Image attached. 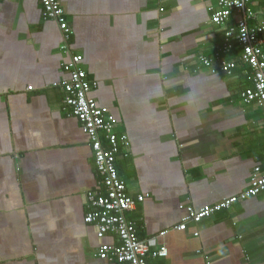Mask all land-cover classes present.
Instances as JSON below:
<instances>
[{"label": "crops", "instance_id": "1", "mask_svg": "<svg viewBox=\"0 0 264 264\" xmlns=\"http://www.w3.org/2000/svg\"><path fill=\"white\" fill-rule=\"evenodd\" d=\"M58 1L68 52L38 0H0V264L98 262L96 228L84 222L97 182L90 141L53 87L68 78L71 55L83 57L98 82L91 95L128 136L117 169L128 194L145 200L127 218L152 250L168 249L148 264H264V192L175 229L181 205L216 204L245 191L256 167L264 172V107L242 101L253 70L241 49L221 53L218 1L166 0L163 12L158 0ZM251 7L248 25L264 24V0ZM202 56L236 68L213 75Z\"/></svg>", "mask_w": 264, "mask_h": 264}, {"label": "built area", "instance_id": "2", "mask_svg": "<svg viewBox=\"0 0 264 264\" xmlns=\"http://www.w3.org/2000/svg\"><path fill=\"white\" fill-rule=\"evenodd\" d=\"M42 6V16L45 20L55 21L62 33L61 49L68 52L72 30L69 26L65 9L58 0H38ZM158 0L159 11L163 12V3ZM218 9L212 10L211 22L224 28L223 54L231 52L236 47L242 51L241 59L253 70L252 87L246 88L242 94L245 104L255 103L264 107V24L249 26L247 17L253 16L251 0H217ZM233 12L242 14L241 18L229 25ZM243 17V18H242ZM218 53L216 56L220 57ZM83 57L71 55L69 62L63 64V70L68 78L54 83L64 94V110L70 117H75L88 136L92 149L94 166L97 174L96 188L87 191V214L84 222L96 228L98 247V262L95 264H148V257L165 258L168 249L161 247L152 250L150 240L139 237L136 223L127 218V213L133 211L145 196L131 197L127 192L125 181L120 177L117 160L122 155V148H128L130 142L127 135L115 132L117 120L114 115L102 108L91 95L98 88V82L88 78L86 71L80 66ZM201 64L213 75L223 73L233 74L236 64L223 61L215 66L212 59L202 56ZM32 91L33 87H28ZM264 192V172L256 167L252 174L249 187L242 193L226 198L216 204L201 208L180 206L186 212L182 224L175 229L184 231L189 223H201L212 215L231 209L235 204L258 197ZM167 231L159 234L164 237ZM108 235L118 239L117 245L104 242Z\"/></svg>", "mask_w": 264, "mask_h": 264}, {"label": "trees", "instance_id": "3", "mask_svg": "<svg viewBox=\"0 0 264 264\" xmlns=\"http://www.w3.org/2000/svg\"><path fill=\"white\" fill-rule=\"evenodd\" d=\"M63 99H64V94H63V97H62ZM64 112H66L65 110H64ZM116 164H117V162H116ZM238 204V203H237ZM236 205V204H235Z\"/></svg>", "mask_w": 264, "mask_h": 264}]
</instances>
